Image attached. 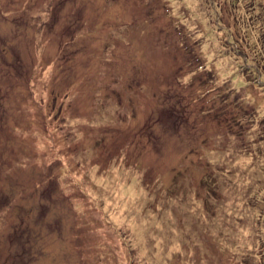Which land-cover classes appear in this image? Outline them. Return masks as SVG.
<instances>
[{
    "label": "rangeland",
    "instance_id": "374dc122",
    "mask_svg": "<svg viewBox=\"0 0 264 264\" xmlns=\"http://www.w3.org/2000/svg\"><path fill=\"white\" fill-rule=\"evenodd\" d=\"M0 264H264V0H0Z\"/></svg>",
    "mask_w": 264,
    "mask_h": 264
},
{
    "label": "trees",
    "instance_id": "16d2710c",
    "mask_svg": "<svg viewBox=\"0 0 264 264\" xmlns=\"http://www.w3.org/2000/svg\"><path fill=\"white\" fill-rule=\"evenodd\" d=\"M168 99V98H167ZM168 101L171 103V106H170V108H172V106L174 107V110L175 111H178V109H179V107L180 108H185V105H183L182 103V100H181V98H179V99H177V100H174V98H171V101L168 99ZM166 110H168V108L167 107H164Z\"/></svg>",
    "mask_w": 264,
    "mask_h": 264
}]
</instances>
